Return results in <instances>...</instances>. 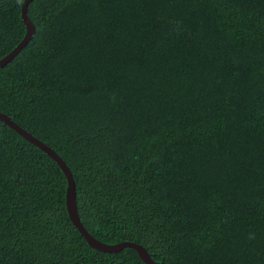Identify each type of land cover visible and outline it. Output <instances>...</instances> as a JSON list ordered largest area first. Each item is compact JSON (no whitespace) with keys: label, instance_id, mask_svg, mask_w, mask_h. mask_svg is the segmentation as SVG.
Segmentation results:
<instances>
[{"label":"trees","instance_id":"obj_1","mask_svg":"<svg viewBox=\"0 0 264 264\" xmlns=\"http://www.w3.org/2000/svg\"><path fill=\"white\" fill-rule=\"evenodd\" d=\"M0 0V58L22 38ZM0 112L79 222L155 264H264V0H30ZM65 177L0 121V264H145L87 245Z\"/></svg>","mask_w":264,"mask_h":264},{"label":"water","instance_id":"obj_2","mask_svg":"<svg viewBox=\"0 0 264 264\" xmlns=\"http://www.w3.org/2000/svg\"><path fill=\"white\" fill-rule=\"evenodd\" d=\"M30 0H22L20 5V18L24 25L25 32L20 39V41L4 56L0 58V67L5 65L10 59H12L19 50L25 46V44L28 42L30 36L33 34L34 28L31 24V22L28 20L26 16V6ZM0 121L11 128L13 131H15L19 136H21L26 141L32 143L34 146L39 148L41 151H43L47 156H49L61 169L65 181H66V188H65V208L67 212V216L72 223V225L77 229V231L81 234L85 242L88 246H90L93 249L102 251V252H117L121 250L124 247H129L135 250L137 256L145 263V264H155L153 260L148 256L146 250L143 246H141L138 243L130 242V241H120L113 244H106L103 242L98 241L94 237H92L82 226V224L79 222V219L77 217L76 208H75V196H74V183L73 179L71 177V174L64 164V162L60 159V157L52 150L50 149L46 144L32 136L30 133L22 129L20 126H18L16 123H14L12 120H10L9 117H7L5 114L0 112Z\"/></svg>","mask_w":264,"mask_h":264}]
</instances>
